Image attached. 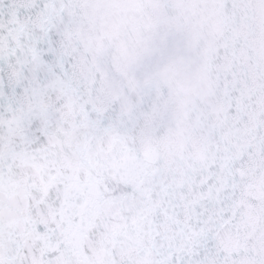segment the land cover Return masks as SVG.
<instances>
[{"label":"snow or ice","instance_id":"obj_1","mask_svg":"<svg viewBox=\"0 0 264 264\" xmlns=\"http://www.w3.org/2000/svg\"><path fill=\"white\" fill-rule=\"evenodd\" d=\"M0 264H264V0H0Z\"/></svg>","mask_w":264,"mask_h":264}]
</instances>
